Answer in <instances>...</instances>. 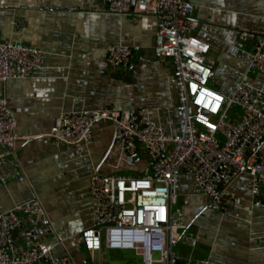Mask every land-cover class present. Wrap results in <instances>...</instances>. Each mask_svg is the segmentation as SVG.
Returning <instances> with one entry per match:
<instances>
[{"label": "crops", "instance_id": "obj_1", "mask_svg": "<svg viewBox=\"0 0 264 264\" xmlns=\"http://www.w3.org/2000/svg\"><path fill=\"white\" fill-rule=\"evenodd\" d=\"M187 1L195 7L194 36L211 47L210 86L231 97L247 73L242 55L255 50L241 33L264 32V0ZM157 30L155 17L112 15L105 0H0V42L46 54L44 69L33 78L0 83V98L8 100L22 137L14 152L0 147V213L39 199L53 226L71 231L65 248L76 264L107 257L108 249L92 254L82 240L94 225L93 177H140L151 171V162L142 148L128 156L110 123L96 124L93 141L78 147L58 146L48 134L63 114L106 108L145 111L167 133H177L175 67L158 52ZM117 45L137 49L130 68L108 65V51ZM249 80L264 91V75L251 72ZM240 116L235 109L233 117ZM228 192V212L218 211L192 177H182L178 204L183 207L177 210L199 243L194 251L181 247L180 253L215 264H264V204L253 195L252 178L243 175ZM124 253L143 264L135 252ZM56 254L63 256L64 248Z\"/></svg>", "mask_w": 264, "mask_h": 264}, {"label": "built area", "instance_id": "obj_2", "mask_svg": "<svg viewBox=\"0 0 264 264\" xmlns=\"http://www.w3.org/2000/svg\"><path fill=\"white\" fill-rule=\"evenodd\" d=\"M105 2L112 15L153 16L158 20V52L175 67L178 132L167 133L145 111L115 108L66 113L56 120L48 137L58 146L89 144L95 125L106 122L115 126L128 156L142 148L151 162V171L140 177H93L90 198L94 225L83 232V244L92 254L103 249L132 251L143 264H215L177 251L180 246L194 251L199 243L188 232L183 212L175 210L179 187L183 176L192 177L212 205L217 201L228 203L229 186L249 175L253 195L264 204V91L249 80L251 72L264 75V32L242 31L245 41L255 43V50L242 55L247 73L235 93L225 97L210 86L215 63L207 59L210 45L194 36L197 23L192 3ZM136 50L113 46L107 63L113 69H128ZM45 65L44 51L0 42V83L33 78ZM235 109L241 111L237 119L233 117ZM21 139L15 113L8 100L0 98V147L14 152ZM48 237L54 241H48ZM72 238L69 229L53 226L39 199H32L0 213V264H76L65 248ZM60 248L65 250L63 256L56 254Z\"/></svg>", "mask_w": 264, "mask_h": 264}, {"label": "rangeland", "instance_id": "obj_3", "mask_svg": "<svg viewBox=\"0 0 264 264\" xmlns=\"http://www.w3.org/2000/svg\"><path fill=\"white\" fill-rule=\"evenodd\" d=\"M183 206L179 202L175 210L182 208ZM182 246L177 248L178 252H182ZM107 251V257H101L97 260V263L100 264H138V261L135 259L134 254H125L124 251L117 250H105ZM92 261H90L91 264ZM141 262V261H140Z\"/></svg>", "mask_w": 264, "mask_h": 264}, {"label": "water", "instance_id": "obj_4", "mask_svg": "<svg viewBox=\"0 0 264 264\" xmlns=\"http://www.w3.org/2000/svg\"><path fill=\"white\" fill-rule=\"evenodd\" d=\"M134 4H135V0H132V5H134ZM213 207H215V210L228 212L230 205L227 203H224L222 201H217V202H215Z\"/></svg>", "mask_w": 264, "mask_h": 264}]
</instances>
